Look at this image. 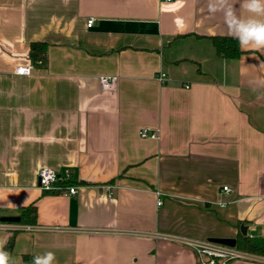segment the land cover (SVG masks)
I'll return each mask as SVG.
<instances>
[{
	"label": "crops",
	"instance_id": "0c3cea01",
	"mask_svg": "<svg viewBox=\"0 0 264 264\" xmlns=\"http://www.w3.org/2000/svg\"><path fill=\"white\" fill-rule=\"evenodd\" d=\"M207 5L0 0V239L16 263L201 264L172 238H264V50L220 57ZM42 168L70 170L77 195L44 192ZM31 204L35 224L1 220Z\"/></svg>",
	"mask_w": 264,
	"mask_h": 264
},
{
	"label": "built area",
	"instance_id": "2783aa9c",
	"mask_svg": "<svg viewBox=\"0 0 264 264\" xmlns=\"http://www.w3.org/2000/svg\"><path fill=\"white\" fill-rule=\"evenodd\" d=\"M172 2L173 0H165ZM95 20L90 19L88 26L91 27ZM33 67L31 65H18L15 68V73L18 75H30ZM161 82H165L166 77L162 75L159 77ZM101 88L104 91H115L118 86V78L116 76H102L100 78ZM142 138L157 139L158 133L148 128L140 132ZM70 170H66L63 174L56 172L50 168H42L38 172V180L40 188L47 193L66 194L75 196L78 193V187L69 183ZM226 191L228 188H224ZM112 197V194L109 195ZM160 205L161 202H158ZM27 231H32L34 228L27 226L24 228ZM187 247L193 249L201 264H229L232 261H252L264 264V255L250 253L237 247H230L213 243L211 241L192 240L186 238H172Z\"/></svg>",
	"mask_w": 264,
	"mask_h": 264
},
{
	"label": "clouds",
	"instance_id": "9594fccd",
	"mask_svg": "<svg viewBox=\"0 0 264 264\" xmlns=\"http://www.w3.org/2000/svg\"><path fill=\"white\" fill-rule=\"evenodd\" d=\"M210 14H222L223 34L235 39L242 49L255 48L264 50V0H240V9L244 15L238 14L233 0H208ZM264 85V81H256ZM220 207H225L223 200ZM6 240L0 239V264H16L10 253L4 250ZM55 254L47 252L33 258L32 264H53Z\"/></svg>",
	"mask_w": 264,
	"mask_h": 264
},
{
	"label": "trees",
	"instance_id": "16d2710c",
	"mask_svg": "<svg viewBox=\"0 0 264 264\" xmlns=\"http://www.w3.org/2000/svg\"><path fill=\"white\" fill-rule=\"evenodd\" d=\"M217 54L225 59H236L242 55L241 47L235 39L228 36H218L212 38ZM47 44L41 42H34L30 45L29 58L32 63L38 61H45L47 57ZM20 219L25 224H35L37 221V207L31 204L22 209ZM14 242L11 240L4 250L9 252L12 257ZM237 248L254 253L264 255V238L263 237H249L239 236L237 239ZM32 256H24L20 263L16 264H32Z\"/></svg>",
	"mask_w": 264,
	"mask_h": 264
},
{
	"label": "water",
	"instance_id": "95a60500",
	"mask_svg": "<svg viewBox=\"0 0 264 264\" xmlns=\"http://www.w3.org/2000/svg\"><path fill=\"white\" fill-rule=\"evenodd\" d=\"M3 222H8V223H19L20 218L19 217H4L1 219ZM243 234H246V231L243 230ZM213 243L221 244V245H226L230 247H236L237 246V241L235 239H219V238H214L210 240Z\"/></svg>",
	"mask_w": 264,
	"mask_h": 264
}]
</instances>
